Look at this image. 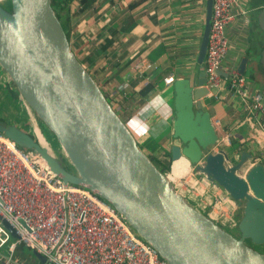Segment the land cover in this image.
Listing matches in <instances>:
<instances>
[{"label": "water", "instance_id": "obj_1", "mask_svg": "<svg viewBox=\"0 0 264 264\" xmlns=\"http://www.w3.org/2000/svg\"><path fill=\"white\" fill-rule=\"evenodd\" d=\"M213 2L206 4L198 72L171 87L169 153L172 166L186 159L229 197L235 232L191 205L142 150L72 50L52 0H11L10 10L0 4V67L63 154L51 153L17 126L0 123V132L36 153L65 183L84 186L109 202L168 264H264V165H255L242 178L238 171L250 154L244 152L233 162L224 150L213 151L219 135L204 102L210 95L204 62ZM258 10L252 37L263 42L259 64L264 67V7ZM247 64L248 58L239 68L243 78ZM33 254L46 263L45 257Z\"/></svg>", "mask_w": 264, "mask_h": 264}, {"label": "crops", "instance_id": "obj_2", "mask_svg": "<svg viewBox=\"0 0 264 264\" xmlns=\"http://www.w3.org/2000/svg\"><path fill=\"white\" fill-rule=\"evenodd\" d=\"M137 1L88 0L82 3V0H73L69 7L73 15L71 34L74 40H82L85 45L98 51L92 57L93 60L94 57L101 59L98 73L103 74L102 91L109 98L116 95L127 98L130 92L132 94L139 90L137 82L143 76L135 69L137 62L147 59L153 65L144 75H148L146 78L150 82L148 85L145 80L143 87L151 86L150 91L144 97H133L125 110L130 113V130L139 146L151 159L161 160L170 151L174 117V93L165 84L167 75L162 79L161 75L168 71V75L175 73L177 79L196 76L197 53L204 30L207 0H146L131 10L130 5ZM262 7L264 0H242L234 9L237 18L227 27L230 49L224 70L240 68L242 61L248 58L246 74L250 67L256 71V65L262 60L263 42L260 43V38H257L259 43L253 39L252 20ZM242 10L246 11L249 22L239 15ZM82 50L83 47H80L75 52L77 56L82 54ZM247 85L252 92L264 90V80L261 84L247 81ZM122 86L125 88L120 91ZM204 102L212 113L213 123L219 122L221 126L219 130L215 126L219 143L214 147V152L224 150L229 154L233 150L236 159H231L233 162H238L244 152L251 157L260 154L256 141L257 137L264 139V133L247 120L237 98L223 91L217 99L208 97ZM0 123L17 126L36 138H39L38 132L40 135L44 133L42 122L21 99L9 78L3 85L0 84ZM228 135L231 136L232 147L224 141ZM191 169L195 171V167ZM192 176H185L184 183L192 179ZM206 183L209 186L207 192L218 191L220 199L217 205L224 203L223 211L228 215L225 218L216 213V217L225 224L229 223L234 215L229 197L207 179ZM15 256L23 264H47L40 263L33 251L23 246L17 247Z\"/></svg>", "mask_w": 264, "mask_h": 264}, {"label": "built area", "instance_id": "obj_3", "mask_svg": "<svg viewBox=\"0 0 264 264\" xmlns=\"http://www.w3.org/2000/svg\"><path fill=\"white\" fill-rule=\"evenodd\" d=\"M241 1L213 2L206 87L210 98L223 91L237 98L247 120L264 133V90L252 92L238 67L224 70L230 49L227 27L237 18L234 9ZM239 15L249 22L246 11ZM152 67L147 59L135 64L142 76ZM176 80L175 73L164 79L168 87ZM214 125L221 129L219 122ZM224 141L232 147L231 136ZM256 144L260 154L238 171L242 178L255 165H264V139L257 137ZM227 225L234 226L233 217ZM19 246L42 255L47 264H168L109 202L84 186L65 183L36 153L0 132V264H23L15 256Z\"/></svg>", "mask_w": 264, "mask_h": 264}, {"label": "trees", "instance_id": "obj_4", "mask_svg": "<svg viewBox=\"0 0 264 264\" xmlns=\"http://www.w3.org/2000/svg\"><path fill=\"white\" fill-rule=\"evenodd\" d=\"M72 1L73 0H52V6L54 8V11L56 12L58 19L61 21V23L63 24L66 30L72 50L74 52H77L80 49V47H83L82 54L80 55L78 54V59L86 67L88 72L92 75L94 80L100 85L101 89L103 90L104 81H103V77L101 76L103 74L98 73V70L100 69L102 65L100 64L101 59L94 57V60H93V57H92V54L93 53L98 54V51H94L92 49L93 47L85 45L82 40H77V39L74 40V36L71 34V23H72L73 15H71L69 7ZM87 1L88 0H82V3H85ZM144 1L146 0H139L135 2L134 4L130 5L129 8L131 10L135 9L137 6L144 3ZM256 68H257L256 69L257 73L258 71L260 72V80H258L255 75H252V80L254 81V83L261 84L264 80V67H262L260 64H257ZM166 75L168 76V71L165 74L161 75V79L164 78ZM147 76H143V78H141L137 82L139 83L137 85L139 90L136 92L134 91V93L132 94L130 92V96H128L127 98H125L124 96L119 97L118 95H116L113 98H109L108 96H106L109 103L116 110L117 114L120 116V118L128 126L129 129H130V116H129L130 113L127 112L125 108L127 106H130L129 104L131 103V100L133 99V97H135L136 95H138V97H144L150 91L151 86H148L149 83L146 87H143L145 80L148 79L146 78ZM135 90L137 89L135 88ZM43 128H44L43 130L46 135V138L50 142L52 148L58 149L59 145L56 142L54 135L44 125H43ZM151 160L162 172L164 173L171 172L172 162L170 159L169 152H167L161 160H156L155 158H152Z\"/></svg>", "mask_w": 264, "mask_h": 264}, {"label": "rangeland", "instance_id": "obj_5", "mask_svg": "<svg viewBox=\"0 0 264 264\" xmlns=\"http://www.w3.org/2000/svg\"><path fill=\"white\" fill-rule=\"evenodd\" d=\"M0 4L3 5L6 9L10 10L11 8V0H0ZM254 72L256 78L260 80V72L258 71H252L251 67L248 69L247 74L245 76L246 81L250 82L252 81V73ZM0 74L2 77L0 78V84H4L6 81H8L7 75L4 74L3 70L0 68ZM43 133V132H42ZM45 133L43 135H40L38 132V137L43 141L44 144L47 147H50L51 153L57 154L58 152L63 154L62 150H54L48 140L45 139ZM56 140V139H55ZM57 142V141H56ZM59 145V144H58ZM60 148V147H58ZM225 149V148H224ZM226 150V149H225ZM230 159H235V152L233 150L229 151ZM192 167V166H191ZM192 170V169H191ZM170 174V173H168ZM192 179H189L186 183L185 177L182 180H179L181 177L178 178V181L176 182V188L179 191V193L183 194L184 197L190 202L191 205L196 207L200 212H202L204 215L215 221L216 224L220 225L226 230H230L231 232H235L234 226H230L225 224L224 222L220 221L216 217L217 215H223V209L225 208L224 203L220 202L221 204L217 205L218 200L220 197L218 196V191L213 190V193L207 192L209 186L206 183V179L204 175L201 173V171L196 170L191 171ZM201 177V179H199ZM221 196H223L222 192L220 191ZM224 197V196H223ZM226 199V198H225ZM226 205H227V199H226ZM228 205L226 206V208Z\"/></svg>", "mask_w": 264, "mask_h": 264}, {"label": "bare ground", "instance_id": "obj_6", "mask_svg": "<svg viewBox=\"0 0 264 264\" xmlns=\"http://www.w3.org/2000/svg\"><path fill=\"white\" fill-rule=\"evenodd\" d=\"M41 143L43 145H45L43 141ZM191 171L192 170H191V166H190L189 162L186 159H181V160H179L173 164L172 170H171L170 175H169V179L173 183L177 182L178 178H176V177L183 178V177L191 174ZM181 178H179V179H181Z\"/></svg>", "mask_w": 264, "mask_h": 264}]
</instances>
